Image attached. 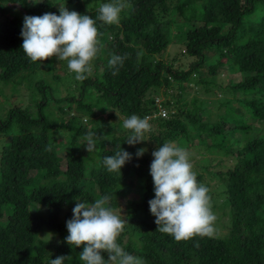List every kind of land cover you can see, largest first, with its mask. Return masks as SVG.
I'll return each mask as SVG.
<instances>
[{
  "label": "trees",
  "instance_id": "16d2710c",
  "mask_svg": "<svg viewBox=\"0 0 264 264\" xmlns=\"http://www.w3.org/2000/svg\"><path fill=\"white\" fill-rule=\"evenodd\" d=\"M65 2L70 11L96 19L99 6L84 12L81 0ZM124 2L127 7L121 12L119 24L97 21L99 52L92 74L79 82V97L71 94L62 98L70 101L69 108L75 103L74 109L81 115H68L63 107H58L59 116L46 112L43 95L37 102L36 114L27 108L12 107L4 119L0 118V134L8 137L0 149V219L6 214V221L0 220V264H50L51 259L62 255L71 257L64 264H82L79 253L83 248H72L65 241L68 232L61 217L63 210L79 199L91 203L106 194L111 196L114 210L118 199L125 198L134 185V176L146 188L136 204L138 211L133 210L124 219L125 230L118 238L126 252L142 258L145 264H264V0ZM50 4L46 1L45 6ZM27 5V0H0V11L6 6ZM23 21L24 17L11 13L0 22V81L16 80L19 86L22 81L29 84L37 69L52 59L32 63L25 56ZM172 25L177 29L176 38L185 46L182 53L195 58L188 69L177 68L163 57L171 44ZM104 43L110 45L105 54L101 48ZM113 54L126 57L115 76L108 67ZM206 63L207 73L212 75L221 67L242 74L230 86L235 95H243L235 99L238 107L227 106L217 122L203 118L200 104H194L190 111H173L168 118L157 119L161 132L150 133L149 138L163 144L167 137L181 131L221 155L215 166L224 165V158L232 162L226 170L208 168L223 186L230 207V226L223 237L197 236L176 242L157 231L156 217L150 212L149 201L155 192L147 182L150 171H143L148 161L144 143L127 144L128 133L117 132L120 122L110 123V119L116 115L125 119L133 114L143 118L153 113V97L161 87L168 94L172 82L187 83L195 71L202 72ZM36 83L42 93L48 86L42 77ZM49 92L53 94L51 88ZM175 100L166 98L162 104L168 110L174 109ZM246 117L256 119L258 126L254 128ZM85 118H90L89 128L82 123ZM226 124L232 126L225 128ZM53 128L67 131L64 170L57 144L49 133ZM89 131L96 134V149L84 154L83 137ZM49 146L51 151L46 150ZM120 147L132 159L122 167L120 175L109 173L103 160ZM138 149H145L143 156H136ZM31 170L38 171L42 178L35 187ZM197 180L210 190L201 173H197ZM209 194L212 196L211 190ZM38 206L45 208V214L37 210ZM72 216L65 213L67 219ZM43 229L55 233L59 241L43 239Z\"/></svg>",
  "mask_w": 264,
  "mask_h": 264
},
{
  "label": "clouds",
  "instance_id": "9594fccd",
  "mask_svg": "<svg viewBox=\"0 0 264 264\" xmlns=\"http://www.w3.org/2000/svg\"><path fill=\"white\" fill-rule=\"evenodd\" d=\"M126 7L124 0L100 4L96 19L70 11L66 6L58 7L59 15H26L21 30L22 50L32 63L45 62L53 57L67 62L74 79L82 82L92 74V62L99 52L97 21L103 25H117ZM125 58L111 55L108 67L113 70L112 75L118 74ZM153 118L133 114L123 119L122 128L128 133L125 142L135 145L146 141L145 134L152 131L150 120ZM57 134L63 136L64 132L60 130ZM95 135L89 131L83 137V145L89 153L96 149ZM46 150L51 151V147ZM144 151L138 149L136 156H143ZM152 156L150 175L155 197L149 201V206L151 214L156 217L157 231L168 234L176 242L197 236L213 237L216 216L212 211L210 190L198 182L188 151L166 142L153 151ZM131 159V154L120 147L114 155L106 156L103 164L109 173L120 175L122 167ZM110 200L111 196L107 194L91 203L77 200L73 216L66 222V243L75 249L83 248L79 253L82 264H145L142 258L129 254L118 243L126 222L110 206ZM70 258L62 255L51 259L50 264H64Z\"/></svg>",
  "mask_w": 264,
  "mask_h": 264
},
{
  "label": "rangeland",
  "instance_id": "374dc122",
  "mask_svg": "<svg viewBox=\"0 0 264 264\" xmlns=\"http://www.w3.org/2000/svg\"><path fill=\"white\" fill-rule=\"evenodd\" d=\"M46 1L51 2L50 6H45ZM35 2L39 3H34L33 0H27L28 5L26 8L6 6V9L3 12L0 11V22L11 13H17L20 17H25L26 15L41 16L45 13H54L59 15L58 7H67L65 0H35ZM108 2H113V0H81V5L83 7V11L85 12L94 5L99 6L100 4ZM9 11H11L10 14ZM169 17L175 20L173 14H169ZM169 31L172 40L163 57L165 61L173 63L175 67L178 66L177 68L188 69L189 64L195 58L187 55L186 53H182V51L185 49V46L180 40L176 38L175 33L177 29L173 25L169 27ZM101 48L104 49V54L110 51V45L108 43L101 44ZM94 62L95 61L93 60V66ZM207 67L208 63L204 64V67L201 70L202 72L195 71L187 83L177 84L176 82H172L171 86L167 89L169 91H167L168 94H164V88L162 87L158 92H156L155 96L153 97L155 108L157 102L162 104L166 98H171L172 101L175 100L174 97H179L178 100L173 102L174 109H172V107L169 110L167 109L168 114L166 117L158 116L155 120H153V122L150 120V124L152 125V131L150 132L151 134L153 133V135H155L161 132L162 127L158 125L157 119L168 118L173 111L175 114L180 110L190 111L194 108V104L201 105L204 116L203 118L211 122L220 121V115L225 112L227 106L234 105L235 107H238L235 99H242L243 95L240 93L235 95L230 86L234 82H237V80L241 79L242 74H239V72L236 71L227 72L226 67H221L214 75H212L207 73ZM56 75L58 78L55 77ZM40 77H42L43 81H45L48 85L44 87L43 93L37 90L38 85L36 80ZM22 82L24 83H21L19 86L17 85L16 80H12L10 82L0 81L1 119H4L8 109L12 107L27 108L31 114H36L37 102L43 98V95L46 96V112L49 113L51 111L55 116H59L60 112L58 111V107H63L68 115H81L79 112L75 111V103H72L71 108H69L70 101L62 99L63 97L69 96L71 94H73L76 98L79 97L80 81H76L74 79V74L69 72L67 68V62L58 61L55 57H53L50 62L37 69L29 84L26 81ZM49 88L52 90V95L49 92ZM171 93L174 95L173 97L171 96ZM58 98H61V100H57ZM65 117H67V115H65ZM179 118L182 119L183 116L180 115ZM245 120L249 121V123H251L254 128L258 126L256 119H248V117H246ZM118 121L120 124L116 127V130L117 132L121 133L123 132V119L118 115L110 119V123H117ZM82 123L89 128L91 125L90 118L83 119ZM231 126L232 124H226L225 128H229ZM60 130L61 129L57 130L53 128L49 130V133L52 135V141L57 144L56 149L60 157V167L62 170H64L66 167L65 145L67 131L63 130L64 135L61 136L57 134ZM150 133L145 134V138L147 140L143 141L145 145L144 148L146 149V153L148 155V161L143 169L145 174L149 173L151 162L154 159L152 152L157 150V148L164 143L171 142L177 146L185 148L188 151L190 161L193 164V170L196 173H201L203 175L204 181L208 183L212 192V211L216 216L214 225L216 229L215 236H225L230 223V207L226 202L225 195L222 191L223 186L214 178L208 168L212 171L226 170L228 167L232 166V162L228 159L222 158L224 165L215 166V162L218 159H221V155L211 151L207 147L208 145H206V143H198L196 138H187L181 131L174 132L170 138L167 137L163 144H159L157 140H151L149 138V135H151ZM256 133L257 132L254 131V134ZM201 137H203V135ZM6 140H8V137L0 134V149ZM209 142H211L210 138L207 139V143ZM82 150L84 154L89 153L85 146L82 147ZM90 163L91 162L88 164ZM29 175L33 177L32 186L34 187L42 180L41 174L36 170H31ZM133 182L134 185L132 186L131 190L127 193L125 198L118 199L119 205L114 209V211L120 215L123 220L126 219V217L133 210H137L136 204L142 200L143 190L146 188L145 183L140 182L136 176L133 177ZM147 182L154 186L151 175L147 179ZM79 201L84 202L80 199ZM76 203L77 202L70 203L65 207V210H63L61 217L65 223L69 220L67 217H65V213H73L72 210ZM35 208L36 207H30L31 210H34ZM37 210H39L41 214H45L44 207L38 206ZM0 220L4 223L6 221V214H4ZM41 237L47 241H54L55 243L59 241L55 233L46 229L42 230Z\"/></svg>",
  "mask_w": 264,
  "mask_h": 264
},
{
  "label": "built area",
  "instance_id": "2783aa9c",
  "mask_svg": "<svg viewBox=\"0 0 264 264\" xmlns=\"http://www.w3.org/2000/svg\"><path fill=\"white\" fill-rule=\"evenodd\" d=\"M167 114H168L167 108H165L160 102H157L156 103V111L154 113L146 114L145 116H152L155 118L156 116L166 117Z\"/></svg>",
  "mask_w": 264,
  "mask_h": 264
}]
</instances>
